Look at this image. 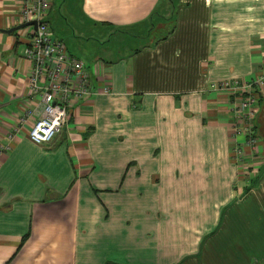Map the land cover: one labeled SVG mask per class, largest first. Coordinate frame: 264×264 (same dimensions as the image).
<instances>
[{"label":"crops","instance_id":"obj_1","mask_svg":"<svg viewBox=\"0 0 264 264\" xmlns=\"http://www.w3.org/2000/svg\"><path fill=\"white\" fill-rule=\"evenodd\" d=\"M50 5L88 92L48 144L26 138L30 30L6 33L18 4L0 0V143L25 120L0 154V264H264V144L243 176L232 97L210 88L264 70V1L81 0L76 30Z\"/></svg>","mask_w":264,"mask_h":264},{"label":"built area","instance_id":"obj_2","mask_svg":"<svg viewBox=\"0 0 264 264\" xmlns=\"http://www.w3.org/2000/svg\"><path fill=\"white\" fill-rule=\"evenodd\" d=\"M16 1L19 23L35 22V29L27 26L30 33L22 55L28 61L26 89L29 94L38 95L42 105L41 116L29 126L26 138L35 145H45L60 132L67 109L87 94L88 74L84 64L70 56L62 43L53 38L44 20L50 0ZM263 87L264 70L248 81L223 80L210 85L212 91L232 97L229 154L236 169L245 177L252 175L251 165L258 158L259 141L253 120L263 97ZM101 92L108 94L109 89L105 87ZM24 123L23 118L17 120L13 133H8L5 143H0V154L8 151V142Z\"/></svg>","mask_w":264,"mask_h":264},{"label":"rangeland","instance_id":"obj_3","mask_svg":"<svg viewBox=\"0 0 264 264\" xmlns=\"http://www.w3.org/2000/svg\"><path fill=\"white\" fill-rule=\"evenodd\" d=\"M61 5V8L59 9V6ZM81 13V0H56L55 8L52 11L53 17H57L61 20L66 19V23L63 22V25H66L68 29H75L77 26H85L87 23L84 20V18L80 15ZM48 19V25L54 27L53 21H49ZM152 24L156 25L157 21H152ZM94 29L101 30L99 27H93ZM51 29V28H50ZM102 32H99V34ZM88 43L92 46H87L86 48L90 49V53L95 51V47L97 46V43L95 41H88ZM111 46V45H109ZM84 59V58H82ZM254 128L256 135L260 138L262 143L264 144V115H258L256 120L254 121ZM259 165H261V171L264 173V154L261 155V158L259 159ZM255 172L252 171V174Z\"/></svg>","mask_w":264,"mask_h":264},{"label":"water","instance_id":"obj_4","mask_svg":"<svg viewBox=\"0 0 264 264\" xmlns=\"http://www.w3.org/2000/svg\"><path fill=\"white\" fill-rule=\"evenodd\" d=\"M27 26H31L33 29H35V22L32 21V22L20 24V25L16 26L15 28H12L11 30L6 31V33H10L14 30L22 29V28L27 27Z\"/></svg>","mask_w":264,"mask_h":264},{"label":"trees","instance_id":"obj_5","mask_svg":"<svg viewBox=\"0 0 264 264\" xmlns=\"http://www.w3.org/2000/svg\"><path fill=\"white\" fill-rule=\"evenodd\" d=\"M51 6V5H50ZM49 9H50V7H49ZM49 11V10H48Z\"/></svg>","mask_w":264,"mask_h":264}]
</instances>
